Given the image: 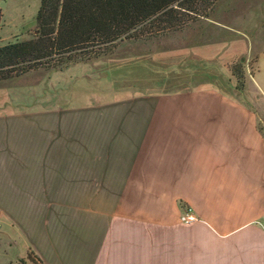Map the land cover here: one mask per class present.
Masks as SVG:
<instances>
[{
    "label": "crops",
    "instance_id": "1",
    "mask_svg": "<svg viewBox=\"0 0 264 264\" xmlns=\"http://www.w3.org/2000/svg\"><path fill=\"white\" fill-rule=\"evenodd\" d=\"M215 48L149 57L160 74ZM136 80L112 91L79 61L0 81L1 264H264L257 113L213 85Z\"/></svg>",
    "mask_w": 264,
    "mask_h": 264
},
{
    "label": "rangeland",
    "instance_id": "2",
    "mask_svg": "<svg viewBox=\"0 0 264 264\" xmlns=\"http://www.w3.org/2000/svg\"><path fill=\"white\" fill-rule=\"evenodd\" d=\"M42 3L43 0H0V45L32 39ZM216 42L218 48L212 51H203L191 60L178 59L176 70L160 67L159 74L158 66L152 67L149 56L158 51ZM84 58L81 60L95 65L99 78L108 81L112 91L137 88L138 71L145 79L169 78L174 85L216 86L237 102L252 107L264 134V0H217L207 17L188 22L179 30L122 39L98 55ZM11 254L8 248L1 251L0 264ZM26 263L32 264L29 256L16 261Z\"/></svg>",
    "mask_w": 264,
    "mask_h": 264
},
{
    "label": "trees",
    "instance_id": "3",
    "mask_svg": "<svg viewBox=\"0 0 264 264\" xmlns=\"http://www.w3.org/2000/svg\"><path fill=\"white\" fill-rule=\"evenodd\" d=\"M216 1L43 0L34 37L0 46V81L86 60L122 39L179 30L207 17Z\"/></svg>",
    "mask_w": 264,
    "mask_h": 264
},
{
    "label": "built area",
    "instance_id": "4",
    "mask_svg": "<svg viewBox=\"0 0 264 264\" xmlns=\"http://www.w3.org/2000/svg\"><path fill=\"white\" fill-rule=\"evenodd\" d=\"M197 221V217L194 214L192 207L183 206L181 213L178 217L179 224L183 226L191 225L193 222Z\"/></svg>",
    "mask_w": 264,
    "mask_h": 264
}]
</instances>
